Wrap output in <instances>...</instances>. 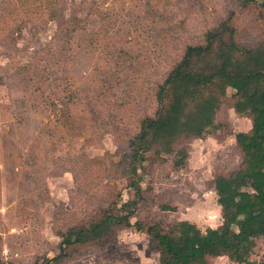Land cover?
Wrapping results in <instances>:
<instances>
[{"label": "rangeland", "instance_id": "1", "mask_svg": "<svg viewBox=\"0 0 264 264\" xmlns=\"http://www.w3.org/2000/svg\"><path fill=\"white\" fill-rule=\"evenodd\" d=\"M244 3L0 0V264L57 254L58 233L104 204L100 167L154 113L157 84L184 45L228 16L244 42L257 37L264 0ZM217 117L228 123L187 142L186 166L149 169L153 205L175 208L160 213L167 223L185 219L204 230L222 222L211 179L238 165L234 134L252 125L232 107ZM114 184L126 199L124 181ZM74 250L61 264L158 262L147 234L133 228L116 229L105 245ZM263 254L264 236L243 264L258 263ZM211 264L237 263L220 256Z\"/></svg>", "mask_w": 264, "mask_h": 264}, {"label": "trees", "instance_id": "2", "mask_svg": "<svg viewBox=\"0 0 264 264\" xmlns=\"http://www.w3.org/2000/svg\"><path fill=\"white\" fill-rule=\"evenodd\" d=\"M259 11V29L252 42L240 38L228 16L206 29L199 41L184 45L157 84L154 113L142 117L137 132L117 149L116 159L100 167L103 186L108 188L104 204L58 233L57 254L33 264H61L77 246L105 245L118 228L146 233L148 247L158 253L156 264H211L220 256L237 264L249 261L256 239L264 236V3ZM226 107L248 117L252 128L234 134L238 165L211 179L222 222L204 230L185 219L167 223L160 213L175 208L153 205L149 169L164 163L172 170L186 166L187 142L226 126L228 122L217 117ZM95 176L100 178L99 173ZM117 180L125 183L126 199L114 184ZM253 264H264V254Z\"/></svg>", "mask_w": 264, "mask_h": 264}]
</instances>
